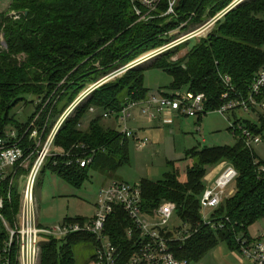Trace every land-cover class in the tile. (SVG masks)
Wrapping results in <instances>:
<instances>
[{
  "label": "trees",
  "instance_id": "1",
  "mask_svg": "<svg viewBox=\"0 0 264 264\" xmlns=\"http://www.w3.org/2000/svg\"><path fill=\"white\" fill-rule=\"evenodd\" d=\"M234 1L180 0L175 16L164 17L159 24L157 21L138 24L139 18L130 0H13L9 11L17 17L0 15L4 38V44L0 41V140L9 125L16 126L20 133L27 130L29 125L18 124L11 112L30 98L36 105L31 119L39 116L37 127L44 132L45 141L89 85L96 84L119 64H130L163 46L171 25L160 23L167 19L206 22L225 12ZM168 4L169 1L164 0L160 12L165 13ZM263 14L264 0L246 1L217 21L208 37L194 44L180 61L168 62L171 53L163 54L149 67L130 69L120 80L105 83L91 92L56 135L54 148L61 149L64 156L56 158V165L48 158L47 166L68 183L80 187L90 169L106 172L126 164L129 141L115 129L103 125L104 115L111 114L110 118L119 123L117 116L126 99L144 101L149 98V90L144 85L147 69L166 72L173 79L172 93L204 94L210 112L229 101L248 100L254 78L264 67ZM96 64L99 66H94ZM227 79L231 81L229 85ZM262 105L264 88L256 97V105H251L247 112L256 115L259 123L244 121L241 124L260 137L261 142L264 141ZM91 108L101 115L82 131L81 120ZM239 111L243 110L232 113L236 126L241 123L236 117ZM230 131L236 135L234 146L195 148L187 153L186 160H193L194 164L188 168L185 182L175 164L170 163L171 172L165 174L162 181L144 179L139 186L145 213H154L166 202L176 205V215L192 235L185 242L175 240L171 246L176 258L189 264L200 261L221 243L233 252H241L242 241L253 242L249 228L264 220V162L253 147L247 145L240 130L231 127ZM24 143L35 149L28 138ZM83 158H92L87 168L76 164L77 159ZM71 160L74 163L68 165ZM219 165L233 166L237 178L228 199L213 215L218 220L228 218L229 222H225L224 229L212 230L202 223L200 198L209 169ZM19 205V196L6 205L8 221L13 222ZM85 221L68 219L65 223ZM130 226L126 214L118 208L109 221L107 234L121 250L127 251L131 245L125 237ZM169 236L176 237V231ZM5 239L6 232L2 228L0 249ZM81 243L97 247L96 239L86 234L66 240L48 239L42 246L41 264H75V247Z\"/></svg>",
  "mask_w": 264,
  "mask_h": 264
},
{
  "label": "built area",
  "instance_id": "2",
  "mask_svg": "<svg viewBox=\"0 0 264 264\" xmlns=\"http://www.w3.org/2000/svg\"><path fill=\"white\" fill-rule=\"evenodd\" d=\"M130 1L134 6L135 13L140 14L142 8L149 11L158 10L164 0ZM168 1L165 16L173 17L176 15V7L180 0ZM246 1L249 0H235L225 12L208 20L204 27L202 26L195 32L188 34L181 41L184 43L194 39L206 27L214 26L226 13ZM173 45H167L162 50ZM114 76L112 77L114 78ZM107 79L97 82L88 92L91 93L98 89L107 82ZM226 81L228 85L231 83L230 79ZM263 88L264 67L254 78L248 100L229 101L216 110L215 113L232 114L238 109L246 113L249 112L250 106L256 105V97L261 94ZM225 98H228V94L225 95ZM79 102L64 113L45 141H43L44 132L37 127L39 116L32 120L26 131L22 133L19 131L18 135L13 131L0 140V223H2V228L6 232V239L0 249V264H41L42 246L48 239L66 240L70 236L81 234L96 239L97 247L93 264H189L185 260L176 258L171 246L175 240L185 242L192 235L187 231L183 238L169 236L173 230L168 224L176 214V205L166 202L154 213H145L142 210L140 187L131 186L124 182H114L100 191L95 205V215L91 220L83 223H64L48 228H44L40 224L39 205L35 194L37 180L47 159L53 155L54 140L58 131L71 114L70 112L79 106ZM206 102L207 98L204 94L196 95L191 92H176L168 96L154 95L145 101L126 99L124 108L117 116L119 123L124 125L121 134L126 139L135 140L139 144V149L143 150L147 146L148 140L140 139L138 134L128 127V122L132 118L131 110L141 107L143 114L148 115L153 120L155 114L151 111L154 109L159 114L171 116L165 120L166 124H170L173 121V113H176L177 117L203 118L211 113L207 110ZM262 108L264 109V105H262ZM90 112L93 113L95 110L91 108ZM111 116V114H105L104 118H110ZM232 128L240 130L250 148L261 143V138L254 136L248 129L236 125H233ZM25 138L35 144L34 150L30 147V144L24 145ZM60 156H64V154H60ZM73 163L74 160H71L68 165ZM91 163L92 158L76 160V164L81 168H87ZM224 166L227 167L226 171L212 185L206 186L200 198L202 223L212 230L224 229L225 222H229L228 218L218 220L213 217L216 210L228 199L230 193L228 189L237 178V171L233 166ZM21 168L27 173L26 191L24 197L19 196L18 214L13 222H10L6 219L5 209L6 205L11 204L13 201V185ZM118 208L126 214L131 222V226L128 227L125 233L126 239L131 243L127 251L117 247L107 234L109 221ZM240 253L251 264H264V236L262 239L253 240L251 243L246 240L242 241Z\"/></svg>",
  "mask_w": 264,
  "mask_h": 264
},
{
  "label": "rangeland",
  "instance_id": "3",
  "mask_svg": "<svg viewBox=\"0 0 264 264\" xmlns=\"http://www.w3.org/2000/svg\"><path fill=\"white\" fill-rule=\"evenodd\" d=\"M13 0H0V15H8L13 17L16 15L10 12V6ZM161 8V7H160ZM160 8L156 11L142 10L138 16L137 23H151L163 19L165 13L160 12ZM264 19V14L262 16ZM17 19V18H15ZM170 24L165 33L166 42L161 48L152 51L149 54L143 55L136 61L113 67L103 79H107L106 84L114 83L120 80L130 69L141 67H149L156 58H162L163 54H170L168 62H177L183 59L188 52L193 48L194 44L200 43L201 40L206 39L210 32L215 28L214 26L206 27V29L197 34L189 43L181 40L188 34L195 32L200 27H204L206 22L189 23V21L175 22L172 19H167L163 23ZM3 34L0 30V41L3 42ZM180 42V44H179ZM178 43V44H177ZM174 44L166 48L167 45ZM154 55V56H153ZM98 67L99 65H94ZM126 68L125 70H122ZM122 70V72H121ZM103 73V72H101ZM117 73V74H116ZM113 75L114 78L112 77ZM98 81V82H99ZM105 84V83H104ZM173 79L164 71L156 68L147 69L144 74V85L149 90L150 96H163L162 94H171V86ZM95 84L89 85L85 91L81 93L79 98L72 104L79 106L84 104L90 93L88 92ZM89 93V94H88ZM182 93H187L182 92ZM87 96V97H86ZM28 102H22L15 109L12 110L11 116L15 117L18 124L25 127L26 124H31V116L36 111V105L32 99L27 98ZM33 102V103H31ZM71 106V107H72ZM71 111V116L74 114ZM133 116L128 122V127L142 140H148L147 146L139 149V144L135 140L129 142V161L118 167L117 169L103 172L97 169H90L87 178L82 182L80 187L68 183L63 177L54 173L50 167L47 166L46 161L42 171L38 177L35 194L39 205V222L44 228L55 227L63 225L68 219H86V221L94 218L95 205L98 195L103 188L108 187L113 182H124L131 186H140L144 179L154 182H159L164 179L165 174L171 172L172 167L170 163H174L176 168L180 171L181 180H187V170L194 164L193 160H186L187 153L195 148H215V147H232L236 143V135L230 128L234 125L233 114L222 115L211 112L203 117L201 123L198 119H190L183 117L180 123L174 125H152L147 120H142L138 116L137 111H131ZM68 116V118L70 117ZM101 113L92 114L87 112L81 120L80 129L85 131L90 126L92 120L96 119ZM236 117L241 121L239 126L243 125L244 121L252 123H259L258 118L253 113H245L243 111L236 112ZM242 124V125H241ZM103 125L115 129L121 134L124 125L113 120H103ZM22 127V128H23ZM142 130V131H141ZM13 131L18 135L19 130L16 126H7L6 134H11ZM24 145H28L25 144ZM253 149L258 158L264 162V141L258 145H253ZM53 164H58L56 158L64 154L61 149L53 148ZM119 160L117 159V162ZM226 166H218L210 168L205 179L206 186L212 185L216 179L226 171ZM26 176L27 173L21 168L13 185V196L24 197L26 191ZM233 185L228 189L230 192ZM230 195V193L228 194ZM168 226L176 231L177 236L183 238L188 228L183 225L180 218L175 214ZM2 223H0V230ZM250 236L253 240L258 241L264 236V220L259 221L249 228ZM96 253V248L90 243H81L75 247V264H93V256ZM190 264H251L238 251H231L225 243L219 244L217 248L212 250L203 259L198 262Z\"/></svg>",
  "mask_w": 264,
  "mask_h": 264
},
{
  "label": "crops",
  "instance_id": "4",
  "mask_svg": "<svg viewBox=\"0 0 264 264\" xmlns=\"http://www.w3.org/2000/svg\"><path fill=\"white\" fill-rule=\"evenodd\" d=\"M150 97V96H149ZM145 101V100H144ZM132 111V110H131ZM133 111H137L138 112V117L140 118V119H142V120H147L148 122H149V124H152V125H158V124H164V125H174L175 123H180L181 121H180V119L181 118H183V117H177L176 115V113H173V121H172V123H170V124H166L165 123V120L169 117V115H163V114H159V113H157L156 112V110H154V109H152V111L151 112H153L154 114H155V118L152 120L148 115H144L143 114V112H142V108L141 107H138V108H135V109H133ZM91 113V112H90ZM92 114H95L94 112L92 113ZM133 117V116H132ZM171 117V116H170ZM169 117V118H170ZM168 118V119H169ZM105 119H107V120H113V121H115L114 119H112V118H105ZM132 119V118H131ZM190 119H195V118H190ZM202 119L203 118H201V119H198V122L199 123H201V121H202ZM116 122V121H115ZM110 128V127H109ZM142 131V130H141ZM130 140H132V139H128V141L130 142ZM114 183V182H113ZM112 184V183H111Z\"/></svg>",
  "mask_w": 264,
  "mask_h": 264
}]
</instances>
